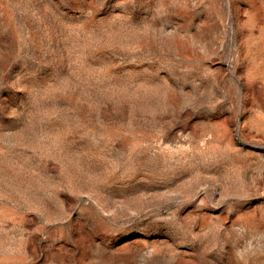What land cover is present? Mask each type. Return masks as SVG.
<instances>
[{"label":"rangeland","instance_id":"rangeland-1","mask_svg":"<svg viewBox=\"0 0 264 264\" xmlns=\"http://www.w3.org/2000/svg\"><path fill=\"white\" fill-rule=\"evenodd\" d=\"M0 264H264V0H0Z\"/></svg>","mask_w":264,"mask_h":264}]
</instances>
